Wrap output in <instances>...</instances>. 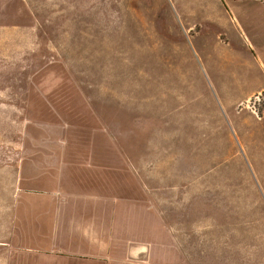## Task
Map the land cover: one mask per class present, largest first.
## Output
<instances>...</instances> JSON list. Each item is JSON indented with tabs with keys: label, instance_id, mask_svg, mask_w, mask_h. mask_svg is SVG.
Masks as SVG:
<instances>
[{
	"label": "rangeland",
	"instance_id": "rangeland-1",
	"mask_svg": "<svg viewBox=\"0 0 264 264\" xmlns=\"http://www.w3.org/2000/svg\"><path fill=\"white\" fill-rule=\"evenodd\" d=\"M230 20L221 0H0V211L27 188L128 195L177 264H264V91L241 97L259 64Z\"/></svg>",
	"mask_w": 264,
	"mask_h": 264
},
{
	"label": "crops",
	"instance_id": "crops-1",
	"mask_svg": "<svg viewBox=\"0 0 264 264\" xmlns=\"http://www.w3.org/2000/svg\"><path fill=\"white\" fill-rule=\"evenodd\" d=\"M255 1L257 10L237 13L221 0L240 31L241 46L259 64L260 82L242 98L264 91V0ZM255 121L264 134L261 119ZM64 189L27 188L13 196L9 210L0 211V264H177L163 244L161 219L138 199Z\"/></svg>",
	"mask_w": 264,
	"mask_h": 264
}]
</instances>
